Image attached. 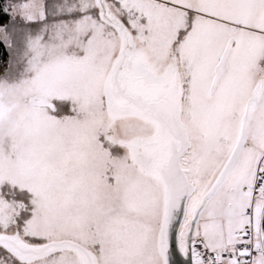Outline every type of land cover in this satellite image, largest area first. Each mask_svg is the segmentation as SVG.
I'll return each mask as SVG.
<instances>
[{"label":"snow or ice","instance_id":"6c2138e0","mask_svg":"<svg viewBox=\"0 0 264 264\" xmlns=\"http://www.w3.org/2000/svg\"><path fill=\"white\" fill-rule=\"evenodd\" d=\"M0 264H264V0H0Z\"/></svg>","mask_w":264,"mask_h":264}]
</instances>
